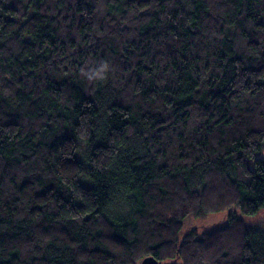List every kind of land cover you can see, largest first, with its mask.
<instances>
[{"label": "trees", "instance_id": "obj_1", "mask_svg": "<svg viewBox=\"0 0 264 264\" xmlns=\"http://www.w3.org/2000/svg\"><path fill=\"white\" fill-rule=\"evenodd\" d=\"M263 143L264 0H0V264H264Z\"/></svg>", "mask_w": 264, "mask_h": 264}, {"label": "rangeland", "instance_id": "obj_2", "mask_svg": "<svg viewBox=\"0 0 264 264\" xmlns=\"http://www.w3.org/2000/svg\"><path fill=\"white\" fill-rule=\"evenodd\" d=\"M255 156L264 159V143L262 149L257 151ZM258 214L259 215L257 216V221L255 222L256 226L259 225L261 223V220L264 218V207L259 210ZM223 221H224L223 213L221 212L209 213L201 217L188 216L184 220L182 231H186L188 227L193 225H195L197 228H201V227L212 228L216 225L221 224Z\"/></svg>", "mask_w": 264, "mask_h": 264}, {"label": "water", "instance_id": "obj_3", "mask_svg": "<svg viewBox=\"0 0 264 264\" xmlns=\"http://www.w3.org/2000/svg\"><path fill=\"white\" fill-rule=\"evenodd\" d=\"M138 264H158V262L154 257L146 256L142 258Z\"/></svg>", "mask_w": 264, "mask_h": 264}]
</instances>
